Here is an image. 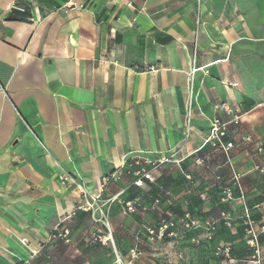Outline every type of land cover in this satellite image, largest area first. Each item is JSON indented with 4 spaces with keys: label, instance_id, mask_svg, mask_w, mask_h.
<instances>
[{
    "label": "crops",
    "instance_id": "obj_1",
    "mask_svg": "<svg viewBox=\"0 0 264 264\" xmlns=\"http://www.w3.org/2000/svg\"><path fill=\"white\" fill-rule=\"evenodd\" d=\"M222 104L241 116L231 138L264 144V0H0V264H36L67 215L88 226L75 184L91 194L105 184L113 244L92 249L112 250L85 261L80 243L82 257L56 264H114L113 249L127 263L134 248L135 264H183L179 243L149 235L170 221L168 239L186 214L200 225L187 230L194 264H229L215 255L229 239L236 264H256L243 261L241 194L223 197L228 164L204 146L213 122L233 117ZM232 154L264 225V153ZM165 159L156 181L134 184L144 161ZM137 198H160L162 213H122Z\"/></svg>",
    "mask_w": 264,
    "mask_h": 264
},
{
    "label": "built area",
    "instance_id": "obj_2",
    "mask_svg": "<svg viewBox=\"0 0 264 264\" xmlns=\"http://www.w3.org/2000/svg\"><path fill=\"white\" fill-rule=\"evenodd\" d=\"M153 69V68H152ZM197 69L192 70V74L196 72ZM218 110H224V112L228 115H233L232 119L228 122H222L219 119H216L211 127V131L207 137V139L204 142V146L210 145L213 149H216L222 153L224 156L227 164L231 167L233 171V177L232 182L234 185V189H237L240 192V199L241 201L245 200L244 197V189L242 185V176L235 170L234 163H233V151L236 149H243L246 155L254 160L259 159L263 153H264V144L260 139L255 138L251 134H241L237 139L231 138V132H230V126L232 125L235 127V129L239 128L241 126L242 120L241 116L234 115L233 111L231 109H225V105L222 104L218 107ZM142 159H135V164L140 165L142 164ZM170 159H165L159 162L154 161H144V164L148 166H152V170L147 171L145 168H142L139 172L140 177L137 181H135V185L138 187H142L144 184V180H148L150 182H154L153 172L157 171L159 167H161L164 163H170ZM200 163V162H198ZM202 163V162H201ZM116 175H112L111 179H116ZM188 178H190L188 176ZM110 180V179H109ZM108 179L105 180V183L109 181ZM63 182L67 183H73L75 184V181L72 180L69 177H63ZM77 188L81 191L82 196L84 197L86 206H88L87 210H93L96 212L99 203L103 201L102 199V192L105 188V184L101 186V191L97 194H91L86 189H84L82 186L75 184ZM226 195L227 199H232V193L230 189H226L223 192ZM167 194H169L167 192ZM242 201V202H243ZM109 202V201H107ZM136 202L137 199L128 201L125 204V209L123 213L125 215L134 213L136 211ZM161 203V199L157 198L155 199L152 208L158 209L159 205ZM80 210L83 209L82 205L79 207ZM244 211L242 216L243 220V226L245 227V233H244V242L245 244L252 250V256L251 261L243 260L244 262H253L256 264H264V245L261 241V235L264 233V225L258 224L253 218L251 210L244 205ZM221 219L225 222L226 226L228 228L234 227V219L231 216L230 213H224L222 214ZM190 221V222H188ZM182 222H186L187 226L191 227H200L199 222L191 220L190 215L186 214L184 218L182 219ZM62 224L59 223L54 231L53 238L56 239H64L67 238L69 235V229L68 228H62L58 229V227ZM172 223H163V225L159 229V237H162L165 235L166 231L172 227ZM153 233V232H151ZM231 244L229 243H221L218 247L215 249V255L219 258H223L224 260L228 261L229 264H236L239 262L237 259L232 257L231 255ZM132 259L127 264H133L135 259V254L132 252ZM117 264H125L120 256L117 255Z\"/></svg>",
    "mask_w": 264,
    "mask_h": 264
},
{
    "label": "rangeland",
    "instance_id": "obj_3",
    "mask_svg": "<svg viewBox=\"0 0 264 264\" xmlns=\"http://www.w3.org/2000/svg\"><path fill=\"white\" fill-rule=\"evenodd\" d=\"M252 135V134H251ZM254 136V135H253ZM255 137V136H254ZM257 138V137H255ZM259 139V138H257ZM213 155L217 156V155H222V153L216 149L212 150ZM197 162H200V165H203L205 160H197ZM202 162V163H201ZM229 169H230V182L229 185L224 189H230L231 190V195H232V199H227L226 195L223 193V197L225 199L226 202H232L235 200L234 198V185L232 182V177H233V171L231 169V167L228 165ZM235 167V165H234ZM160 169V167H159ZM159 169L157 171H159ZM146 170H152V166L150 167H146ZM235 170L237 171V169L235 168ZM156 171L153 172V177H154V181L155 180V176H156ZM224 192V191H223ZM241 200V199H240ZM243 201V200H242ZM151 200H147L145 201L143 198H137V202H136V211L134 213H162L161 210H157V209H153V203ZM111 204L112 202H107V201H101L99 203V206L96 210V212H94L93 210H87L88 206L85 205V203H82V212H83V217L81 216V218H83V220L85 221V228H82L80 226H76V222L73 219V217H69V215H67L66 218H62V224L58 227V229H62V228H68L69 229V235L67 238L64 239H54L52 236L54 234V231L56 229L57 226H55L54 230L52 231V233L50 234V240H49V245L50 248L47 250V252H45L44 255H37V263L36 264H56L59 261L63 260H69V261H74L77 259V257H82L80 254L82 253L81 250L77 251V248L80 247V243L84 244V249L85 252L84 253V258L85 261L86 260H90L91 258L97 257V256H103V257H107L108 252L111 253V248L108 249L107 251H100V252H96V250H93V247H97V246H102V247H108V245L113 244L112 238L109 235L110 233H107V228H111L112 227V223L111 220L108 217V214L110 213V209H111ZM125 204L126 202L123 204V208H122V213L125 209ZM151 204V205H150ZM243 204V213H245L244 211V205H245V200L242 202ZM72 215V214H71ZM74 215V214H73ZM88 222V223H87ZM169 223L170 221H165L164 223ZM190 222V221H188ZM84 222H80V225H82ZM187 223L185 222H181L179 221V225L183 226L184 228H181L178 232H174V234L171 237H168V239H166L167 234H165L162 237H159V231L158 233H154L153 235H149L151 238H153V241H167V242H176L179 243L177 244L180 247V251H181V257L183 258V264H194L191 261V258L188 257V253L189 250L187 249L188 245H189V241L188 240V229L191 228V226H187ZM163 225V224H162ZM176 227V224H175ZM199 236V234H197ZM233 237V236H231ZM172 238V239H171ZM171 239V240H170ZM197 240V238H196ZM197 246L200 247V245L203 243L202 240L198 239ZM230 241H228L230 244L233 241L232 239H229ZM192 243V242H190ZM227 243V242H224ZM221 244V243H220ZM219 244V245H220ZM218 245V246H219ZM217 246V247H218ZM107 249V248H105ZM132 252H134L135 254V259H134V263H136V261L141 258L143 256V251L140 250L139 248H134L133 250L130 251V260L132 259ZM80 253V254H79ZM113 253L115 256V261L114 264H117V253L114 251L113 249ZM78 255V256H77ZM119 256V255H118ZM251 256L248 259H244L247 261H251ZM120 258L122 259V261L124 262L123 258L120 256ZM129 260V261H130ZM129 261L127 263H129ZM125 263V262H124ZM125 263V264H127ZM89 264H91L89 262Z\"/></svg>",
    "mask_w": 264,
    "mask_h": 264
},
{
    "label": "trees",
    "instance_id": "obj_4",
    "mask_svg": "<svg viewBox=\"0 0 264 264\" xmlns=\"http://www.w3.org/2000/svg\"><path fill=\"white\" fill-rule=\"evenodd\" d=\"M8 20H18V19H16V17H14V16H9ZM231 246H232V244H231ZM231 255H232V247H231ZM232 257H233V255H232Z\"/></svg>",
    "mask_w": 264,
    "mask_h": 264
}]
</instances>
